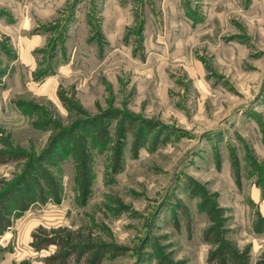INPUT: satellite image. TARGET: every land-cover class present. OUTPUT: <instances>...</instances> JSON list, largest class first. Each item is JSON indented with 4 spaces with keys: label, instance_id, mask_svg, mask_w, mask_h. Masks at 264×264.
I'll return each mask as SVG.
<instances>
[{
    "label": "rangeland",
    "instance_id": "374dc122",
    "mask_svg": "<svg viewBox=\"0 0 264 264\" xmlns=\"http://www.w3.org/2000/svg\"><path fill=\"white\" fill-rule=\"evenodd\" d=\"M14 1L0 264H264V0Z\"/></svg>",
    "mask_w": 264,
    "mask_h": 264
},
{
    "label": "crops",
    "instance_id": "0c3cea01",
    "mask_svg": "<svg viewBox=\"0 0 264 264\" xmlns=\"http://www.w3.org/2000/svg\"><path fill=\"white\" fill-rule=\"evenodd\" d=\"M7 1L10 3V8H11L12 12H15V13L21 12V14H22V16H21V25H22L21 26V29H22V31H24L26 29V23H28L30 21L29 20L30 18L28 16V13L30 12V13L33 14V12L30 10V8H28V6H26L24 4H22L21 5L22 7L20 9H18V4H16L17 1H14V0H7ZM49 6H53V0L52 1H48L47 3H43V10H40L39 12L38 11L37 12H34V14L35 15H41V14L42 15H45V13H44L45 10H46L45 8H48ZM215 9L216 10L218 9L217 6H215L213 8V11H212L214 13V17H215V19L217 21H220V19H222V17L224 16V13H217L215 11ZM219 9H221V8H219ZM219 9H218V11H220ZM47 11H50V8L47 9ZM23 19H25V21ZM32 21H33V15H32ZM223 25H224V23H220V27L223 26ZM26 31H29V29H27ZM26 31H25V33H26ZM22 39H23V37H22ZM30 40L31 39L25 37V39L22 40V42H24L25 45L26 44L28 45V42ZM32 40H34V39H32ZM28 58L29 57L26 55V59H28Z\"/></svg>",
    "mask_w": 264,
    "mask_h": 264
}]
</instances>
